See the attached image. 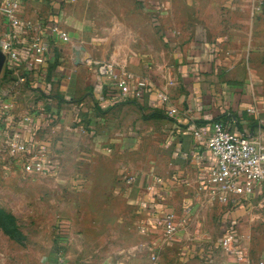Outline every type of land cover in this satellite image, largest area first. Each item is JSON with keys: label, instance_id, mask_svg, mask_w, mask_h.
<instances>
[{"label": "crops", "instance_id": "1", "mask_svg": "<svg viewBox=\"0 0 264 264\" xmlns=\"http://www.w3.org/2000/svg\"><path fill=\"white\" fill-rule=\"evenodd\" d=\"M143 1L28 0L22 19L57 21L69 38L46 29L50 51L34 69L27 35L0 13V40L11 37L19 51L0 75L11 104L0 131L43 151L49 172L82 174L85 190L100 193L99 244L90 254L80 243L70 248L65 264H256L264 249L252 247L249 232L264 221V184L234 205L200 187L217 167L208 146L217 119L264 138V0ZM107 63L150 77L154 88L122 97L119 77L100 72ZM0 166L25 172L5 143ZM169 213L185 220L173 238L163 227ZM67 221L73 240L90 232L88 220ZM229 230L244 253L222 248Z\"/></svg>", "mask_w": 264, "mask_h": 264}, {"label": "built area", "instance_id": "2", "mask_svg": "<svg viewBox=\"0 0 264 264\" xmlns=\"http://www.w3.org/2000/svg\"><path fill=\"white\" fill-rule=\"evenodd\" d=\"M28 0H0V13L8 20L12 31L26 34L29 40L30 56L27 62L28 68H36L47 61L50 51V42L43 34L50 29L57 36L68 41L66 31L57 21L48 22L24 20L21 17L22 7ZM0 49L6 56L7 65H12L19 58V51L11 37L0 40ZM100 72L108 78L119 77V88L122 97L133 96L140 98L148 89L154 88V83L148 76L135 77L128 72L117 73L113 64L102 65ZM158 97L163 104L170 102V96L164 89L158 91ZM11 109L10 102L6 101L0 91V123ZM176 112V109H170ZM250 112L256 110L251 108ZM199 135L200 132H195ZM6 144L10 156L21 161L22 167L27 173H49L50 167L43 151H34L27 142L20 141L10 135L6 139L0 131V151L2 144ZM208 146L212 156L216 159L217 167L206 180V184L200 189H208V193L221 204H238L240 199L254 196L264 184V138L256 141L253 136L244 130H232L229 124L215 121L208 135ZM181 222L174 214H166L163 217V227L166 237L173 238L181 229ZM248 238V236H243ZM239 234L229 230L221 241L222 248L229 254L244 253L246 247L239 242ZM245 255H243L244 257ZM156 261V256L151 257ZM256 264H264L260 259Z\"/></svg>", "mask_w": 264, "mask_h": 264}, {"label": "rangeland", "instance_id": "3", "mask_svg": "<svg viewBox=\"0 0 264 264\" xmlns=\"http://www.w3.org/2000/svg\"><path fill=\"white\" fill-rule=\"evenodd\" d=\"M144 2L137 0L138 7ZM151 22L158 27V15L152 13ZM157 31L167 44L172 42L166 32ZM15 172L0 166V264H65L67 252L79 243L93 253L99 244L94 220L106 212L100 193L85 190L88 177L66 179L55 169L47 174ZM70 218L88 220L90 232L73 240ZM251 226V245L263 250L264 221ZM59 256L63 259L57 261Z\"/></svg>", "mask_w": 264, "mask_h": 264}, {"label": "water", "instance_id": "4", "mask_svg": "<svg viewBox=\"0 0 264 264\" xmlns=\"http://www.w3.org/2000/svg\"><path fill=\"white\" fill-rule=\"evenodd\" d=\"M5 63H6V56L4 52L0 49V75L4 69Z\"/></svg>", "mask_w": 264, "mask_h": 264}, {"label": "trees", "instance_id": "5", "mask_svg": "<svg viewBox=\"0 0 264 264\" xmlns=\"http://www.w3.org/2000/svg\"><path fill=\"white\" fill-rule=\"evenodd\" d=\"M216 121H222V122H224L226 125L227 124H229V122L227 121V120H221V119H217ZM230 125V124H229ZM230 127H231V129L233 130V126L232 125H230ZM242 130V129H241Z\"/></svg>", "mask_w": 264, "mask_h": 264}]
</instances>
